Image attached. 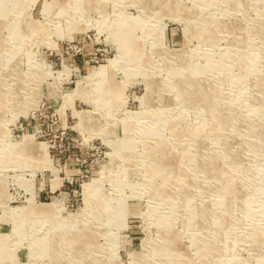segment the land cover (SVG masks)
<instances>
[{
    "label": "rangeland",
    "instance_id": "rangeland-1",
    "mask_svg": "<svg viewBox=\"0 0 264 264\" xmlns=\"http://www.w3.org/2000/svg\"><path fill=\"white\" fill-rule=\"evenodd\" d=\"M0 264H264V0H0Z\"/></svg>",
    "mask_w": 264,
    "mask_h": 264
},
{
    "label": "bare ground",
    "instance_id": "bare-ground-1",
    "mask_svg": "<svg viewBox=\"0 0 264 264\" xmlns=\"http://www.w3.org/2000/svg\"><path fill=\"white\" fill-rule=\"evenodd\" d=\"M226 195V194H225Z\"/></svg>",
    "mask_w": 264,
    "mask_h": 264
}]
</instances>
